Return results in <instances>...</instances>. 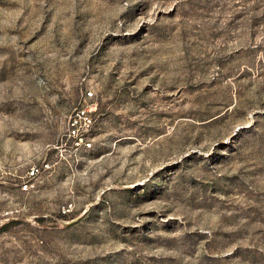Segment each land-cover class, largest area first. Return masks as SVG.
<instances>
[{"label": "rangeland", "instance_id": "374dc122", "mask_svg": "<svg viewBox=\"0 0 264 264\" xmlns=\"http://www.w3.org/2000/svg\"><path fill=\"white\" fill-rule=\"evenodd\" d=\"M0 264H264V0H0Z\"/></svg>", "mask_w": 264, "mask_h": 264}, {"label": "built area", "instance_id": "2783aa9c", "mask_svg": "<svg viewBox=\"0 0 264 264\" xmlns=\"http://www.w3.org/2000/svg\"><path fill=\"white\" fill-rule=\"evenodd\" d=\"M92 94V91H88L87 97H90ZM95 109L96 106H94L92 103L86 102L80 107L74 109V111L69 116L66 136L67 139H70L73 143H75L76 147L81 144L85 148L92 146V141L90 140L89 134L95 123ZM49 166V162L31 165L28 177H34L44 168ZM30 185H32V182L25 180L21 187L22 189H27Z\"/></svg>", "mask_w": 264, "mask_h": 264}]
</instances>
